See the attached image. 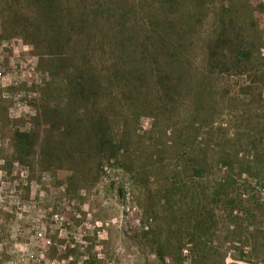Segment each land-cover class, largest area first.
I'll return each instance as SVG.
<instances>
[{"label": "rangeland", "instance_id": "374dc122", "mask_svg": "<svg viewBox=\"0 0 264 264\" xmlns=\"http://www.w3.org/2000/svg\"><path fill=\"white\" fill-rule=\"evenodd\" d=\"M59 1L86 23L54 42L0 0V264H264V0ZM86 82L67 125L54 97ZM177 155L203 161L186 190Z\"/></svg>", "mask_w": 264, "mask_h": 264}, {"label": "trees", "instance_id": "16d2710c", "mask_svg": "<svg viewBox=\"0 0 264 264\" xmlns=\"http://www.w3.org/2000/svg\"><path fill=\"white\" fill-rule=\"evenodd\" d=\"M170 2H171V0H169V1L168 0H162V3H164V4H169ZM33 5L36 7L35 9L42 16V19L45 22V24L47 25V27L49 29V33L52 35V38H55L54 42H56V41L58 42L59 39H61V37H65L67 39H70L71 36L81 35V31L78 32L79 34H75L72 32L75 31L74 30L75 26H80V27L85 26L84 24L86 23V21H85V18L83 17L82 14H78L77 17H75V15L68 10L67 15H66L65 10L63 8L64 6H62V4L60 3L59 0H33ZM94 13H96V12H94ZM90 14L92 16L93 11ZM75 23H77V24H75ZM52 44L54 45L52 47H55V44L54 43H52ZM66 45L67 44H63L62 48L59 46L57 47V45H56V48L59 50L61 48V50H63L64 54H65V53H67L65 51ZM242 53L244 54V52H242ZM176 59L177 58L170 59L169 62L173 64L174 63L173 61ZM61 68H63V69L59 71L60 76H61L59 80H64L65 84H67V82L70 80L71 75H73L75 72H77V68L74 67L72 64L66 65V67H63V65H62ZM67 79H69V80L66 81ZM52 80H53V82L57 81V80L55 81L54 79H52ZM86 83L89 84V85L85 84L86 86H89L88 89L83 85V83H81V87L79 85L77 88L70 90V94H68L67 96H61V94H59V95L54 97V99L56 101L54 100L55 106L53 108L56 109L57 111L61 112V115H63V117H61V118L64 120V123L67 125H68L67 117L70 116V111L73 108V103L76 102L75 101L76 99H78L77 97H79L77 102H81L82 101L81 98L85 99V96H83L84 93H87V94L90 93L91 88L94 87L91 83H89V82H86ZM123 86H126V85L123 84ZM123 86H122V88H125ZM65 93H67V91H65ZM75 113L77 114V111ZM57 122H60V119ZM76 123L77 122L74 121L73 126L68 127V132H69V130L72 131V130L77 128ZM93 124H95V123H93ZM192 126H194V124ZM89 132H91V134L94 133L95 135L98 136L96 144L99 147H104L106 145H108L109 147H114V141H115L114 131H112L111 128H109L105 124L104 121H99V123L94 125V127H92V128L90 127ZM66 134H68V133L64 132L63 135H66ZM16 139L19 142L20 151H23V152L28 151V148L30 146L29 143L33 139V132L27 133V134H19ZM177 156H178V158L177 157L176 158L178 159V164H179L178 166L180 169H179V171H177V173H175L172 176H173V179L179 183V188L175 187L174 190H183V189L186 190V189H189V187L187 186V182L183 179L182 174L185 175V177L187 176L186 173H189L192 178H203L204 172H205L204 168L202 166L203 161L196 159L193 155L187 156L186 157L187 159H185L184 155H177ZM178 177H180V178H178ZM170 186L166 187V189L163 191V194H165V197H169L171 194V190H173L170 188ZM221 186L224 187L223 185H221ZM174 190H173V192H174ZM235 212H236V209H232L230 211V216L232 218L236 217V216L233 217V214ZM214 218L215 217L212 216L209 219L214 220ZM203 224H205V223H204V220L202 218L196 219V221L193 225L194 231L190 235V243L192 244V246H193V244H197V243H198V245H201L203 248L207 246L208 238L206 236V233H200L199 232V230L204 227ZM167 248H168L167 246H163V245H159V247L157 248V257L161 262H164L167 258V256H166L167 253L165 252V250ZM244 258H245V256L242 255L240 260H242ZM194 263H195V261H193V264ZM177 264H181V261L180 262L178 261ZM213 264H223V263L221 261V262H214Z\"/></svg>", "mask_w": 264, "mask_h": 264}]
</instances>
